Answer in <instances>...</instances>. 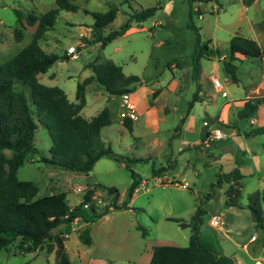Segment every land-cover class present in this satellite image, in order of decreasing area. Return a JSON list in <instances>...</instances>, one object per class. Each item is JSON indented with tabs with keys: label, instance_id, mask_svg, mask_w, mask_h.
<instances>
[{
	"label": "rangeland",
	"instance_id": "obj_1",
	"mask_svg": "<svg viewBox=\"0 0 264 264\" xmlns=\"http://www.w3.org/2000/svg\"><path fill=\"white\" fill-rule=\"evenodd\" d=\"M76 5L74 10L58 8L54 17L52 27L47 29L42 38L38 40L40 47L45 51L64 52L67 45L72 44L76 51L74 56L57 59L53 61L45 72H53V77L47 80V84L58 85L65 93L68 100L74 99V90L76 82L90 73L86 66L88 61L100 62L110 60L121 67L124 74H136L142 85L140 88L147 101H151L154 87L166 85L171 78V74L178 77L179 89L174 93L163 91L162 101L167 105L165 120L161 124V135L171 140L172 125L178 123L179 118L186 110L187 102L192 94L189 91L194 84L187 75H181L178 67L169 68V61H185L190 58L194 44L193 26L197 27L201 40L211 37L214 48L226 50L228 40L234 31H243L246 33L244 17L239 20L238 25L232 23L236 12L240 7L236 2L227 0H218L221 8H213V4L188 0H70ZM260 9L256 12L260 16L264 14V1L260 0ZM217 3V6L220 5ZM109 5L116 7L115 16L107 23L102 32L118 27L124 22L128 12H133L147 6H154L152 13L140 21L132 20L129 28L122 34L115 36L108 42H88L89 26L92 22V11H104ZM12 7L21 11H31L35 14L44 12L50 8L56 7L54 0H0V62L14 54L30 38L34 25H26L22 20H17L12 12ZM216 11H211V10ZM200 15L197 14V11ZM190 12V13H189ZM247 12H252L251 9ZM193 25V26H192ZM21 29L20 39L13 36V28ZM211 43V44H212ZM249 60V59H248ZM245 61L241 66L251 65L250 61ZM202 61V60H201ZM203 69L209 70L210 61H202ZM187 68V67H186ZM243 68V67H242ZM185 69V68H184ZM183 71V70H182ZM257 71V70H256ZM178 73V76H177ZM184 73V72H183ZM239 73L236 71V74ZM180 74V75H179ZM240 76V75H239ZM217 78L222 82L224 72L221 68L217 71ZM39 81H42L40 78ZM235 81H229L226 88H240L234 94H243V87ZM138 83V82H137ZM15 88H21L27 94L26 87L20 83L14 84ZM92 89L97 91L100 85L92 83ZM102 93L95 99L94 104H90L92 112L104 103L108 105L107 93ZM261 90L260 94H263ZM258 93V92H254ZM231 91L226 96L216 94L217 102L234 95ZM86 99L85 107L90 103V96L87 91L84 92ZM89 105V106H90ZM172 105L176 118L172 116ZM264 107V103H261ZM115 121L100 127L99 138L108 140L113 151L124 154L126 166L119 165L118 161L102 156L93 162L91 168L86 171H74L53 167L38 159V153L29 155L17 168L16 176L19 179H31L37 186V195L55 192L59 189L65 192V201L68 205L77 203L84 189L93 185L95 187V196L101 200H108L107 191L103 186L113 184L121 200L125 199V188L128 185L131 176L130 170L134 175L144 178L148 187L144 186L136 190V196L133 202L125 204L118 202L119 207H111L107 210L108 217L93 221L90 224L91 236L93 239L92 253L105 257L107 261L118 264H139V254H145L147 245L158 243H171L173 245H185L189 234V227H181L174 218L187 220L194 210L196 204L204 209L202 221L199 224V240L210 247H213L222 253L232 256L236 264H254V259L247 258L239 246H234L230 240L237 243L245 241L248 255L264 245V228L255 227L252 223L249 211L246 207L244 211L228 212L222 215L218 209L226 207L224 205L225 195L223 193L224 185L216 187L212 195L210 192V182L215 179L217 165L212 164L208 155L199 153L198 159H195L194 169L198 171L196 176L194 169L188 168L186 174L187 187L174 186L167 184L164 186L154 185L150 180V168L158 166L157 159L150 157L146 160L134 159L133 153H141L143 146L140 140L134 139L128 131L124 132V137L128 141V148H123L120 140V131L114 129ZM236 123L238 129L246 128L248 124L246 119H238L232 116L229 123ZM171 125V126H170ZM163 126V127H162ZM247 126V125H246ZM166 127V128H165ZM109 128H112L109 134ZM241 128V129H240ZM229 130L226 129V132ZM241 133V132H240ZM229 135V134H228ZM262 134L254 137L253 147L250 150L246 147V154H256L258 159L257 168H252L250 172H242L239 167L243 165L242 161H236V166L242 174L240 178V192L237 201L245 204L254 191L264 194V147H261L260 141ZM231 141L228 137L224 142ZM47 132L41 124H37L34 132V145L39 153L46 154L49 146ZM8 154V151L5 150ZM182 155V154H181ZM241 156V155H240ZM222 157V156H221ZM201 159L203 163L201 164ZM241 159V158H240ZM251 159V158H250ZM252 160V159H251ZM184 159L178 156L176 159V168L180 167ZM222 163V162H221ZM223 165V164H222ZM224 166V165H223ZM223 169V167L221 168ZM194 170V171H195ZM69 175V179L65 176ZM261 208L264 214V202H261ZM236 210V209H235ZM212 213H218L223 220L220 223L211 225L208 218ZM246 214V215H245ZM89 222V221H88ZM251 222V223H250ZM141 224L146 233L142 235L135 224ZM221 226L222 229H216ZM229 228V231H225ZM55 228L50 229L53 234ZM251 232L257 234L253 241H247ZM227 235L229 237H227ZM234 235L235 239L232 237ZM75 232H69L64 242L73 250ZM231 238V239H230ZM220 247V248H219ZM262 253L264 247H261ZM12 245H9L7 251L0 250V264H54L52 251L40 249L35 255L29 252H12ZM141 255V256H143ZM71 264H78L76 257L70 254ZM264 264L263 258H256ZM115 261V262H113ZM257 263V262H256ZM258 264V263H257Z\"/></svg>",
	"mask_w": 264,
	"mask_h": 264
},
{
	"label": "trees",
	"instance_id": "obj_2",
	"mask_svg": "<svg viewBox=\"0 0 264 264\" xmlns=\"http://www.w3.org/2000/svg\"><path fill=\"white\" fill-rule=\"evenodd\" d=\"M241 1L248 4L251 0ZM54 2L56 7L39 14L31 11L23 12L12 7L17 20H22L26 25H34V28L29 40L14 54L0 62V250H7L9 245L14 246L16 252L44 248L46 251H52L54 264H70L62 240L64 234L70 230L72 217L78 216L83 221H93L108 210L107 205L119 207L116 203L115 187L103 186L109 194L106 205L94 206L90 203L89 207H83L82 202L90 199L94 188L86 187L80 200L69 206L65 201L64 191L37 195V184L31 179L17 178L16 168L34 153H38L39 160L53 167L82 172L88 171L93 162L101 156L125 162L124 154L113 151L108 143L99 138L100 127L110 121L108 108L103 106L90 118L83 117L79 110L85 102L83 90L89 80H95L110 95H120L132 89L133 84L138 81V76L131 73L124 74L118 64L108 59L100 62L88 61L86 66L90 69V74L76 82L74 101L68 100L58 85H46L38 81L36 73L44 72L57 59L67 58L64 52L43 50L38 42L44 32L52 27L58 8L69 10L76 8L70 0H54ZM153 9L154 6H147L128 12L124 22L106 33L102 32L103 27L115 16L116 7L109 5L104 11H92L90 36L87 41L108 42L122 34L132 20L144 19ZM193 30L194 44L189 64L190 78L196 81L199 57L205 55L218 57L220 53L216 48L208 46V39L200 40L197 27L193 26ZM12 32L15 39H20L19 27H14ZM234 52L244 57L264 58V46H259L251 38L232 34L228 40V52L220 58L224 73L232 81L236 80L233 60L237 57L234 56ZM16 82L26 87L27 94L23 89L14 87ZM196 91L195 86L184 113L191 103L198 99ZM260 102H264V95L246 98L236 111L235 117L248 118ZM182 118L183 115L173 127L171 137L178 132ZM122 119L123 125L130 130L128 117ZM38 123L44 126L50 141L46 154L39 153L34 145V132ZM247 132L264 134V125L253 126ZM203 134L202 131L201 138ZM130 176L131 179L124 192L127 200L139 181L132 170ZM241 176L236 166L228 171H222L218 166L215 179L209 184L210 192L207 196L212 195L216 187L225 185L224 205L246 207L255 227L263 229L264 214L261 202H264V194L256 190L248 196L245 204L238 202L236 198L240 192ZM127 200L121 202L125 204ZM203 212L204 209L198 203L187 220L174 218L181 227H189L187 243L152 245L146 264H234L231 256L218 252L199 240V224ZM135 227L142 235L146 233V229L141 224L136 223ZM52 228H55L53 234L50 232ZM80 233L85 235V239L81 238V240L88 244L90 238L87 229L82 228Z\"/></svg>",
	"mask_w": 264,
	"mask_h": 264
},
{
	"label": "crops",
	"instance_id": "obj_3",
	"mask_svg": "<svg viewBox=\"0 0 264 264\" xmlns=\"http://www.w3.org/2000/svg\"><path fill=\"white\" fill-rule=\"evenodd\" d=\"M194 1L197 3H200V2L212 3L213 2V3H216V4H213V5H216V6H213V8H215L216 10H217V7L221 8V4L218 2V0H206V1L194 0ZM227 1L236 2L239 5L238 8L240 7L239 12L235 13L232 23H234L235 25H238L239 23L237 22H239V20H241L242 17H244L246 21L245 22V25L247 28L246 33L243 31H238V32L234 31V33L239 34L244 37L251 38L255 40V42L259 46L261 47L264 46V14L263 16H260L259 13L256 12L258 9H260V2H259L260 0H251L248 4L242 3L241 0H227ZM217 3L220 5L217 6ZM215 9L214 10L212 9V11H216ZM250 9L252 12H247ZM206 39H208V43H207L208 46L211 48H214L211 37H207ZM217 50L220 53L218 57L211 56V55H205V56L199 57V70H198L196 81L190 78V73H191L190 64H189L190 58L186 59L185 61H180V60L172 61L171 60L167 63V66L169 68L173 69L174 67H178L181 71V75L185 74V76L187 75L190 81L192 82L194 81V84L192 85V88L189 91V93L193 92L196 86L197 87L196 94L198 96V99L194 100L191 103V105L188 107L187 112L186 113H184L185 111L183 112L182 114L183 118H182V121L180 122L179 130L173 137H171V140L169 141V143H167V137H163V135H161L160 133V131L162 130L161 124H163L165 120V112L168 110L167 105L162 101L160 96L163 93V91L166 90L167 92L174 93L178 97L176 92L179 89V84H178V77H176L175 74L173 73L171 74V78L167 81L166 85L164 86V89H162V87L160 86L150 89V92H152L153 94L151 101H147L144 98L142 93H146L147 91L144 92L141 90L140 85H142V83L140 82V79L138 77V81H137L138 83L137 82L134 83L132 89L128 91L129 96L134 103V110H135V118L134 119L128 118V121L130 122V130H128L123 125L122 123L123 117L121 118L118 115V111L120 110V107L118 104L119 95L118 94L110 95L106 92L107 93L106 99L108 100L109 104L106 105V103H104L103 106H106L108 108L109 119H110L108 124L110 127V125H112L113 123V120L115 121L114 129L120 131V140L122 142L123 148H128L129 146L128 141L124 137V132L128 131L130 134H132V137L134 139L140 140L141 141L140 144L144 147L141 153H137V154L133 153L135 155L133 156L134 159L139 158V160H146V159H149L150 157H155L157 159L158 166L150 168V180L152 184L154 185H159L161 187L167 184L178 186V185L173 184L171 181L173 180H178V181L185 180L186 181L187 169L188 168L194 169L195 159H198L200 157L199 154H197V151H199V153L208 155L212 164L219 166L220 169L223 167V169H221L222 171H228L229 169H231L235 164V160L242 161L243 165H240L239 167V169L242 172H250L252 171V168H257L258 166L257 155L256 154H246L245 150H246V147L249 148L250 150L252 149L253 142H254L253 139L257 134H262V138L260 139V141L264 139L263 133L253 134V133L247 132L248 129L253 126L264 125V107L260 106L261 103H264V102H260L257 105L254 112L249 116L253 118V122L251 124L247 122L248 123L246 124L247 126L245 125L246 128H242V129L240 128L242 131L238 129L239 127H237L235 122L229 123V120L232 116L235 115L236 111L241 107V105L243 104V101L246 98H249L252 96L264 95V92L263 94H260L261 90L264 91V58L244 57L242 54L238 52H234L233 53L234 56L237 57L236 59L233 60V63L235 64V76H236V80L234 83H239L241 87H243L244 89L243 94L241 95H239L238 93L234 94V92L240 90V88H237L238 89L237 90L235 87H232L229 89V91H231L234 95H230L226 99H222L220 102H217L216 94H219V96H223V97L226 96L229 92L228 89L226 88V84H228L229 81H232L228 78V76L225 73H224V78L222 82L217 78L218 69L219 68L222 69L220 58L224 56L225 54H227L228 45H227L226 50H220V49H217ZM64 53H66L65 50H64ZM66 54H67V57L70 56L69 53H66ZM201 60L202 61L206 60V61L211 62V67L209 68V70L205 71L203 69V64ZM247 60L250 61L249 63L251 65H248L247 68H246V65L241 66V64L245 63V61ZM45 71L36 73V77L38 81L40 80V78L42 79V81H40L41 83L46 84V85H52V84H47L46 82L49 78L53 77V72H45ZM236 71L239 73L236 74ZM177 76H178V73H177ZM214 77L217 78L219 81L218 86H215L211 81L212 78ZM92 83L97 84L95 80L91 79L84 85L83 95L85 91L88 92L90 96V103L87 104L88 106L85 107L86 99L84 96L85 102L83 106L81 107V109L79 110V113L85 118H90L100 108L103 107V106L98 107V109H94L92 112V108L94 107V105L91 107L90 104H94L93 101L99 98V96H101L102 93L100 92V90L105 92V90L101 86L100 88L97 89V91L93 90L91 87ZM254 92H258V93L256 94ZM70 101H74V99ZM175 109L176 107L172 105V116L174 118H176V114L174 112ZM203 119H205L208 122L209 127H214V128L224 131L226 134L225 137L222 139H214L207 146L203 145L201 142L203 139L201 138V132L203 131L204 133L203 137H204L207 127H208L207 125H203L201 123ZM172 128H173V125H172ZM226 129H228L229 131L226 132ZM111 131H112V128H109V134L111 133ZM228 137L231 138V141L224 142V139ZM103 141L108 143L107 139ZM110 141L111 139L109 137V143ZM261 147H262V143H261ZM178 156H181V158L184 159V162L182 163V165H180V167L176 168L175 167L176 159L178 158ZM203 162H204L203 159H201V164ZM118 163L119 165L126 166V161L125 162L118 161ZM151 169H153V171ZM194 170L193 172L197 176L198 171L197 170L194 171ZM65 176L69 179L68 174H66ZM136 177L138 178L139 181L131 197L125 202L126 205L133 202V199L136 196V190L139 187L144 186L145 190L148 189V187L146 186L147 181L144 178H141L140 176H136ZM107 186H114V185L109 184ZM89 187H94V186L91 185ZM58 191H64V190L59 189ZM48 193H52V191H49ZM92 194H95V187L93 188ZM121 201L122 200L120 199L118 192H117L116 203L121 202ZM243 208L244 207L236 206V205H226V207H223L221 209L219 208L218 212H221L222 215H224L225 213H228L229 211L230 212L244 211ZM108 213L109 212L106 211L105 213L97 217V219L107 218ZM212 215H218L219 218L221 219L218 213H212L208 218V222ZM93 221L88 222V221H83L80 218H78L75 223L70 224V230L64 234V238H66V236L68 237V234L70 231L73 230L75 232V238L73 241L75 248L73 250H71L68 247V245L64 242V238L62 240L63 247H64L65 253L67 255V258L70 264H71L70 254L76 257L78 264H114L112 263V260L107 261L105 257L102 258L101 256H98V255H95V253H92L91 247H93V239L91 236L90 224ZM221 221L223 224L224 222L222 219ZM82 228L87 229L88 236L90 238V242L88 244H86L85 242L81 240V238L85 239V235L83 233L79 234ZM216 229H222V228L221 226H219ZM229 230H230L229 228L228 229L225 228V231H229ZM227 237L229 236L227 235ZM232 237L235 239L234 235ZM256 237H257V234L254 232H251L246 240L253 241ZM230 242H232L234 246H239L242 249V253L247 258L254 259L253 261L254 264L261 263L256 258L264 257V252L262 253V249H260L261 247H264V245L260 246L257 249V251L255 249V251H253L252 253L256 255H252L250 257L248 255L249 252L246 249L245 241H242L241 243L240 242L237 243L234 240H230ZM158 244H171V243L162 242ZM152 245H155V244H152ZM152 245L150 244L147 245V249L145 250L144 255L139 254V257H142L138 260L139 264L147 263L150 257ZM12 249H13L12 252H14L15 251L14 246H12ZM39 250L40 249H36V250L25 251V252H29L31 255H35ZM219 250L217 251L222 253V251H219ZM233 260H234V264H236V260L234 258Z\"/></svg>",
	"mask_w": 264,
	"mask_h": 264
},
{
	"label": "built area",
	"instance_id": "obj_4",
	"mask_svg": "<svg viewBox=\"0 0 264 264\" xmlns=\"http://www.w3.org/2000/svg\"><path fill=\"white\" fill-rule=\"evenodd\" d=\"M212 11V10H211ZM198 15H200V12L197 13ZM75 47L72 45V44H69L66 46L65 48V52L66 53H69L70 56H74L75 55ZM212 83L215 85V86H218V79L217 78H212ZM119 107H120V110L118 111V115L122 118V117H128L130 119H134L135 118V110H134V103L133 101L131 100L130 96H129V92H123L119 95ZM247 122L249 124H251L253 122V118L252 117H248L247 118ZM201 123L203 125H207V130H206V133L202 139V144L207 146L212 140L214 139H222L225 137V132L222 131V130H219L217 128H214V127H209V124L208 122L203 119L201 121ZM173 184L175 185H178V186H181V187H186L188 185V183L185 181V180H173L171 181ZM92 204L94 206H103V205H106V201H103L101 200L99 197L95 196V194H92L90 196V199L89 200H86L84 202H82V206L83 207H89V204ZM107 208H111L110 205H107ZM79 217L78 216H74L72 217L71 219V223H75L76 220L78 219ZM220 223V219H219V216L218 215H212L209 219V224L211 225H216Z\"/></svg>",
	"mask_w": 264,
	"mask_h": 264
},
{
	"label": "water",
	"instance_id": "obj_5",
	"mask_svg": "<svg viewBox=\"0 0 264 264\" xmlns=\"http://www.w3.org/2000/svg\"><path fill=\"white\" fill-rule=\"evenodd\" d=\"M89 210H91V209H89Z\"/></svg>",
	"mask_w": 264,
	"mask_h": 264
}]
</instances>
